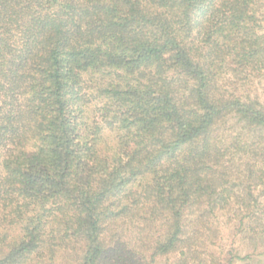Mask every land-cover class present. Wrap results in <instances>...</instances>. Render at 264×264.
Wrapping results in <instances>:
<instances>
[{
    "label": "trees",
    "instance_id": "trees-1",
    "mask_svg": "<svg viewBox=\"0 0 264 264\" xmlns=\"http://www.w3.org/2000/svg\"><path fill=\"white\" fill-rule=\"evenodd\" d=\"M0 264H264V0H0Z\"/></svg>",
    "mask_w": 264,
    "mask_h": 264
},
{
    "label": "rangeland",
    "instance_id": "rangeland-1",
    "mask_svg": "<svg viewBox=\"0 0 264 264\" xmlns=\"http://www.w3.org/2000/svg\"><path fill=\"white\" fill-rule=\"evenodd\" d=\"M221 222H224V220H220ZM230 231H229V227L228 228H222V236H223V241H222V245H224V248H227L230 244V235H229ZM234 246L240 251L241 256H243L245 254L246 251V247H244V243L238 240H235V244Z\"/></svg>",
    "mask_w": 264,
    "mask_h": 264
}]
</instances>
